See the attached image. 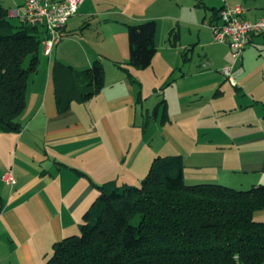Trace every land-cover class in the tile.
<instances>
[{
	"label": "crops",
	"instance_id": "0c3cea01",
	"mask_svg": "<svg viewBox=\"0 0 264 264\" xmlns=\"http://www.w3.org/2000/svg\"><path fill=\"white\" fill-rule=\"evenodd\" d=\"M87 2L63 28L64 37L50 56L44 47L39 70L29 80L25 110L18 119L21 131L0 132V195L4 201L0 264H45L55 243L79 233L85 212L100 194L99 185L110 181L141 184L158 154L140 136L144 119L139 111L141 99L136 85L118 66H125L130 56L125 29L117 28L125 27V21L107 19L104 26L116 31L112 36H88L84 27L78 33L84 17L98 15L96 7ZM23 3L0 0V7L8 9L9 20H18L15 25L21 19L13 12L23 11ZM226 4L246 6L251 20L264 14V0H218L208 6L222 9ZM212 16L210 27L218 20ZM96 59L105 65L103 89L90 101L74 102L69 111L59 114L55 62L83 71ZM229 60L227 51L226 64ZM232 67L231 83L235 85L229 89L238 92L228 96L225 90L217 97L210 91V80L215 78L213 84H218L223 78L199 71L193 75L198 84L190 99L177 95L178 100L182 98L180 120L195 122V130L186 132L182 141L169 134L176 154L184 157L188 185L212 183L246 190L264 184V34L252 38L243 58ZM195 95L200 105L191 109ZM164 101L167 113L172 104ZM179 113L171 120L176 121ZM159 115L160 109L156 117ZM7 172L14 175L15 186L2 180ZM255 217L264 221V210L257 211Z\"/></svg>",
	"mask_w": 264,
	"mask_h": 264
},
{
	"label": "trees",
	"instance_id": "16d2710c",
	"mask_svg": "<svg viewBox=\"0 0 264 264\" xmlns=\"http://www.w3.org/2000/svg\"><path fill=\"white\" fill-rule=\"evenodd\" d=\"M211 9L217 19L221 9ZM156 32L155 20L128 25L131 66L152 65ZM46 38L44 26L22 21L15 25L8 9L0 7V132L21 131L18 119ZM105 75L102 59L83 71L56 61L58 113L100 93ZM160 107L165 122L164 100L156 115ZM184 170L183 155L157 156L141 185H99L100 194L85 212L79 233L55 243L45 264H264V221L255 217L264 210V184L246 190L188 185ZM3 209L0 195V215Z\"/></svg>",
	"mask_w": 264,
	"mask_h": 264
},
{
	"label": "rangeland",
	"instance_id": "374dc122",
	"mask_svg": "<svg viewBox=\"0 0 264 264\" xmlns=\"http://www.w3.org/2000/svg\"><path fill=\"white\" fill-rule=\"evenodd\" d=\"M217 2L218 0H88L87 2L89 6L96 7L98 15L84 17L81 22L82 26L77 31L80 33L84 27L85 30L88 29L86 33L88 36L98 38L105 34L112 36L116 31L112 26H104L107 19L125 21V27L119 25L117 28L125 29L126 44L129 43L128 25L140 24L149 20L157 22L155 46L158 56L155 55L152 65L147 69L135 68L129 64L130 56L128 62H125V67L132 72L125 71V74L136 85L137 98L141 99L139 111L144 113L143 124L139 129L140 136L150 144L153 150L157 151V156L176 155L170 133L182 141V136L186 132L195 130L194 120L191 122L180 120L179 112L183 111L182 98L178 100L177 97V95L184 96V99L188 100L190 95L195 93L198 84L196 77H193L195 73L212 72L223 78V84L222 81L213 84L215 78L210 80V91L217 97H222L225 90L228 96L232 95V92H238L233 87L230 91V86L235 84L223 75L226 68L236 64L231 49L228 45L214 40L209 26V15L212 14V9L208 5ZM11 20L12 23L18 22L13 18ZM174 34L177 38H174ZM227 51H229L230 60L226 64ZM212 54L214 57L211 58ZM43 55L44 44L40 48L41 59ZM183 75L187 78L184 79ZM166 88L170 89L165 91ZM164 99L172 104L171 110L167 112L169 119L165 122L162 117L163 107H160L158 118L154 112ZM191 99H194V102H191L190 108L196 109L200 105V100L197 95ZM177 113L179 114L176 121H172L171 118Z\"/></svg>",
	"mask_w": 264,
	"mask_h": 264
},
{
	"label": "built area",
	"instance_id": "2783aa9c",
	"mask_svg": "<svg viewBox=\"0 0 264 264\" xmlns=\"http://www.w3.org/2000/svg\"><path fill=\"white\" fill-rule=\"evenodd\" d=\"M86 0H23V11L14 10L13 14L22 22L42 25L47 30L44 41L45 54L50 56L53 48L63 38V28L71 17L77 14ZM248 9L242 4L224 5L218 20L211 24L214 40L230 47L235 63L241 60L247 46L255 35L264 34V14L251 20ZM233 67L223 71L231 79ZM2 180L15 186L16 179L11 172L3 174Z\"/></svg>",
	"mask_w": 264,
	"mask_h": 264
}]
</instances>
